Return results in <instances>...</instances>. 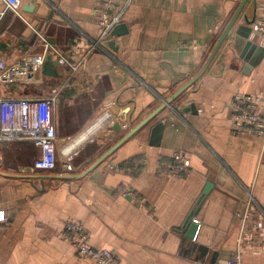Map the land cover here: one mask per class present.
<instances>
[{
    "label": "crops",
    "instance_id": "0c3cea01",
    "mask_svg": "<svg viewBox=\"0 0 264 264\" xmlns=\"http://www.w3.org/2000/svg\"><path fill=\"white\" fill-rule=\"evenodd\" d=\"M98 1L18 0L17 12L0 20L6 67L40 54L39 36L69 65L55 66L57 55L48 53L54 76L42 70L35 82L0 85L10 98L58 91L53 171L34 170L40 151L32 142L1 144L0 264H96L61 237L68 221L115 264H225L236 252L237 213L249 195L264 215V138L230 129L236 92L260 95L264 111V53L246 67L233 34L169 108L84 177L64 176L85 171L197 74L241 0H132L119 23L126 33L103 39ZM263 1L247 0L236 26L258 19ZM250 40L264 47L260 37ZM174 152L188 157V176L158 173ZM125 190L140 203L122 197ZM241 264H264V253H245Z\"/></svg>",
    "mask_w": 264,
    "mask_h": 264
},
{
    "label": "built area",
    "instance_id": "2783aa9c",
    "mask_svg": "<svg viewBox=\"0 0 264 264\" xmlns=\"http://www.w3.org/2000/svg\"><path fill=\"white\" fill-rule=\"evenodd\" d=\"M132 0H99L96 22L100 27L99 39L108 37L119 25L121 18ZM119 2V3H117ZM18 0H0V20L6 11L17 12ZM260 17L250 25V38L260 37L264 41V1L257 7ZM40 54L24 56L20 62L6 67L0 61V85L13 82H35L41 75L45 55H57L58 65H68L45 38L39 36ZM69 66V65H68ZM74 70V67H71ZM58 91L53 90L47 97L10 98L0 93V149L4 141H30L40 151L33 168L50 172L56 168L57 136L54 124V104ZM262 97L236 92L230 102L232 115L230 129L233 135L250 133L264 138V111L260 109ZM158 173L164 176H188L190 165L188 157L174 152L169 162H160ZM122 197H131L140 203V198L132 191L121 192ZM6 220L0 212V222ZM238 242L236 252L225 264H241L245 253L258 255L264 253V215L256 206L251 195L247 197L243 210L237 213ZM61 237L84 259L96 264H115V259L107 249H94L89 245L90 236L83 226L68 221L64 224Z\"/></svg>",
    "mask_w": 264,
    "mask_h": 264
},
{
    "label": "water",
    "instance_id": "95a60500",
    "mask_svg": "<svg viewBox=\"0 0 264 264\" xmlns=\"http://www.w3.org/2000/svg\"><path fill=\"white\" fill-rule=\"evenodd\" d=\"M247 0H241L239 5L237 6L234 14L228 21L227 25L223 29L221 35L219 36L215 46L213 47L212 51L210 52L206 62L202 66V68L195 74L186 84H184L181 88H179L174 94L170 96V98L164 100V102L154 110L147 118L142 120L139 124H137L134 128H132L127 134H125L120 140H118L111 148H109L104 154H102L96 161H94L85 171L78 175H68L64 177H68L70 179H77L82 178L90 171H92L97 165L103 162L106 158H108L112 153H114L120 146H122L126 141H128L132 136H134L142 127H144L147 123H149L155 116L161 113L164 109L169 108L171 104L178 99L185 90H187L195 81H197L206 71L208 65L212 61L213 57L217 53L218 49L220 48L221 44L229 38L230 34H233L232 41L234 44V49L239 53L240 59L247 63L246 67L253 66L257 63L260 59L261 55L264 53V47L257 46L255 42L250 40L251 28L250 25L252 21H248L246 18L244 19V24H239L236 26L237 18L245 6ZM126 27L123 24L117 25L114 30L112 31V36L115 35H124L126 33ZM113 45V42L110 43V46ZM258 55L259 58H255V60H251L253 55ZM49 60V59H48ZM54 65H58V62H55ZM55 66L51 65L50 61H46L43 64V74L44 75H55L52 73V69ZM180 112V109L177 110ZM162 123H158L154 126L152 133L154 139H156V143H158L161 132H162ZM157 145V144H156ZM205 193V192H204Z\"/></svg>",
    "mask_w": 264,
    "mask_h": 264
}]
</instances>
